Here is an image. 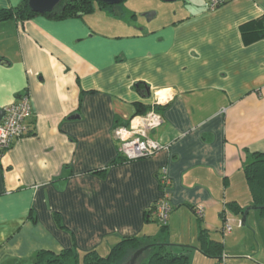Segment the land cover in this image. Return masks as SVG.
Listing matches in <instances>:
<instances>
[{
	"label": "crops",
	"instance_id": "0c3cea01",
	"mask_svg": "<svg viewBox=\"0 0 264 264\" xmlns=\"http://www.w3.org/2000/svg\"><path fill=\"white\" fill-rule=\"evenodd\" d=\"M98 10L0 21V112L25 92L33 107L29 131L0 157V264H35L40 249L107 254L125 236L160 235L149 211L163 168L174 250L195 247L191 264H264V215L244 171L264 152V36L254 28L264 0L213 10L203 0L158 21ZM154 106L164 121L152 135L168 146L128 161L114 129ZM231 201L250 208L245 223ZM223 212L236 230H224ZM199 220L223 240L221 260L197 249Z\"/></svg>",
	"mask_w": 264,
	"mask_h": 264
},
{
	"label": "trees",
	"instance_id": "16d2710c",
	"mask_svg": "<svg viewBox=\"0 0 264 264\" xmlns=\"http://www.w3.org/2000/svg\"><path fill=\"white\" fill-rule=\"evenodd\" d=\"M115 6L116 4L108 5L99 0H60L59 4L52 11L44 14L56 19L75 18L94 13L98 8H113ZM40 14L30 8L28 0H23L15 7L1 8L0 21L11 18L25 21ZM263 21L264 18L259 19L254 24L255 31L262 36H264ZM138 85L142 87L144 83L140 82ZM142 112L145 113L147 110H143ZM1 155L0 153V157ZM244 171L253 198V207L257 208L261 215H264V152H254L253 159L246 163ZM227 205L236 214L243 215L245 212V208L236 201H231ZM152 210L151 207L149 213H153ZM193 210L198 214L196 207H193ZM222 215L225 221V213L223 212ZM201 217L199 215V219H202ZM155 219L161 226L160 235L143 237L125 236L112 246L107 254H102L97 249L79 252L75 247L64 249L60 253H55L49 249H40L35 256V264H122L130 251L133 252L145 245L143 243L145 238L151 239L152 243H150L149 249L145 252L148 253V256L140 264H191L190 252L195 247L180 245L181 251L174 250L173 244L168 242L169 220L167 223H162L157 218ZM198 239L200 245L196 248L203 254L218 260L223 258L225 254L223 240L213 238L208 228L203 226L201 220H199Z\"/></svg>",
	"mask_w": 264,
	"mask_h": 264
},
{
	"label": "built area",
	"instance_id": "2783aa9c",
	"mask_svg": "<svg viewBox=\"0 0 264 264\" xmlns=\"http://www.w3.org/2000/svg\"><path fill=\"white\" fill-rule=\"evenodd\" d=\"M227 0H206V5L213 10L226 3ZM228 2V1H227ZM161 100L157 94V102ZM162 101V100H161ZM5 115L0 122V153L8 150L16 138L25 135L29 131V120L33 115V107L29 92L17 96V98L4 108ZM162 113L155 106L143 114H138L125 125H119L114 129V135L120 139L121 155L128 161L142 159L156 154L166 148L156 139L152 132L163 123ZM159 182L163 195L152 206L153 215L162 223H167L173 206L169 199V185L171 180L165 168L160 170ZM198 214L203 210L198 208ZM224 230L231 232L233 229L232 219L226 217Z\"/></svg>",
	"mask_w": 264,
	"mask_h": 264
},
{
	"label": "rangeland",
	"instance_id": "374dc122",
	"mask_svg": "<svg viewBox=\"0 0 264 264\" xmlns=\"http://www.w3.org/2000/svg\"><path fill=\"white\" fill-rule=\"evenodd\" d=\"M201 1H203V0H176V1H164V0H124L122 3H125L126 5H122V3H120V4H117V6H119V7L122 6L124 12H126V15H128V17H130V14L131 13L137 11V13H136L137 15L136 16H137V18L139 20H144L145 17L147 18L148 15H153L154 13H157L158 15L156 16V21H158V20H163V19H166V18L167 19L168 18H174L173 15L175 13V10L178 9V7H181V6H184V5L190 7L193 4H199ZM142 8H145V9H142ZM107 9L108 10H111V8H107ZM140 9H142V10H140ZM96 12L100 13L101 11L99 9ZM94 16H98V15H94ZM90 18H92V17H89V20H92ZM94 18H96V17H94ZM100 18L101 17L98 16V19H95V20H100ZM102 21H103V23H105L104 25H106L108 23L111 24L113 22V19H112V17H110V18H102ZM131 21H132V19H131ZM156 21H153V24H155ZM113 27H111V29ZM128 29L129 28L127 26L123 27V30H128ZM247 208L248 207H246L245 210ZM256 214L259 216V213H256ZM241 219H242V217H241ZM241 219H239V224H241L240 223L241 222ZM247 220L248 221L254 220L252 214L250 215V217L248 216ZM253 222H254V225H255L256 221L254 220ZM157 224H158V226L160 225L159 223H157ZM239 226H242V225H239ZM257 226L259 228H264V220L261 219L258 222ZM233 227H234V230H236L237 227H238V223H234L233 224ZM223 235L224 236H222V237L224 238V237H227L228 234L227 233H224ZM131 254H132V251L129 252V255L127 256V258H125V260L122 262V264H124L129 259V257H130ZM147 256H148V253H145L144 255H142L139 258L137 264H140L141 261L143 259H146ZM192 264H193V262H192Z\"/></svg>",
	"mask_w": 264,
	"mask_h": 264
},
{
	"label": "water",
	"instance_id": "95a60500",
	"mask_svg": "<svg viewBox=\"0 0 264 264\" xmlns=\"http://www.w3.org/2000/svg\"><path fill=\"white\" fill-rule=\"evenodd\" d=\"M99 1H102L108 5H115V4L117 5L123 2L124 0H99ZM164 1H176V0H164ZM59 2L60 0H28V4L30 8L33 11H36L42 14L52 11L59 4ZM4 115H5V111L2 110L0 112V122L3 119ZM249 210H250L249 207L245 210L243 217H242V223H245L246 216ZM149 246L150 245H144L136 249L135 251H133L129 259L124 264H137L139 258L149 249Z\"/></svg>",
	"mask_w": 264,
	"mask_h": 264
}]
</instances>
